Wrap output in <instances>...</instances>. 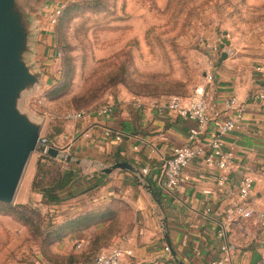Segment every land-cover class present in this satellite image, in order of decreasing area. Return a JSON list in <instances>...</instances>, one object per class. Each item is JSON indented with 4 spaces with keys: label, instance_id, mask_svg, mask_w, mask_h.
Listing matches in <instances>:
<instances>
[{
    "label": "crops",
    "instance_id": "1",
    "mask_svg": "<svg viewBox=\"0 0 264 264\" xmlns=\"http://www.w3.org/2000/svg\"><path fill=\"white\" fill-rule=\"evenodd\" d=\"M43 11L38 16V38L46 40L47 45L39 48V44V51L34 54L36 59L42 56L46 59L44 52L54 41L53 31L41 25ZM258 46V39L252 38L250 52L242 53L237 46L231 47L227 59L213 60L209 64L202 81L206 84L214 115L229 114L223 106L229 95L236 94L248 101L242 120L224 135L226 146L237 154L234 170L224 186L217 184L213 176L216 171L207 166L203 157L193 159L183 170L175 189L169 190L161 184L164 162L175 146L188 141L191 124L164 107L170 95L137 97L140 105L134 102L137 98L114 101L110 113H99L95 107L82 119L66 121L64 132L56 137L55 144L72 156L71 160L58 159L64 161L65 170L72 169L76 175L61 190L63 201L58 206L67 210L69 204L89 199L93 201L89 208H71L82 210L83 214L95 206L112 208L105 218H95L89 225L71 230L67 240L80 242L81 252L91 258L111 244L115 233H124L127 238L123 245L131 252L122 257L120 264H204L221 257V244L225 239L233 245L232 257L236 264H251L262 256L264 227L254 219L243 220L237 215L227 218L236 201L231 190L246 173L255 178L249 198L264 209V99H249L251 93L264 89V74L255 69L256 64L264 62L263 50L256 54ZM40 50H43L42 55ZM209 74L213 75L212 79ZM106 128L113 132L105 134ZM116 133L121 134L120 139L116 138ZM206 140L204 138V142ZM38 156L32 166L29 187L36 173ZM117 161H128L136 170L118 167L110 173L103 171ZM144 167L148 168L146 173ZM100 172L106 173L104 183L91 188ZM33 194L43 199L41 193L33 191ZM121 205L129 210L124 211ZM224 229L226 235L222 236L219 232ZM103 232L106 236L95 241ZM166 245L170 246L169 250L165 249ZM35 264L55 263L36 261Z\"/></svg>",
    "mask_w": 264,
    "mask_h": 264
},
{
    "label": "rangeland",
    "instance_id": "2",
    "mask_svg": "<svg viewBox=\"0 0 264 264\" xmlns=\"http://www.w3.org/2000/svg\"><path fill=\"white\" fill-rule=\"evenodd\" d=\"M59 1L41 0L40 13ZM62 1L68 14L49 29L54 41L44 52L46 59H36V53L47 41L35 42L33 60L44 72L43 80L20 101L23 110L45 117L43 132L55 141L64 132L65 113L72 109L137 97H186L204 81L213 60L228 58L231 47L244 53L255 38L256 54L264 52V0ZM223 37L229 43L222 46ZM40 97L46 98L47 117ZM39 154L31 156L15 199L0 200V264H61L85 258L78 242L66 238L72 228L61 229L60 223L81 212L72 206L89 208L93 201L82 199L65 210L36 198L28 182ZM109 207L95 206V215L107 214Z\"/></svg>",
    "mask_w": 264,
    "mask_h": 264
},
{
    "label": "built area",
    "instance_id": "3",
    "mask_svg": "<svg viewBox=\"0 0 264 264\" xmlns=\"http://www.w3.org/2000/svg\"><path fill=\"white\" fill-rule=\"evenodd\" d=\"M65 7L66 2L62 0L48 6L41 19L43 28L50 29L54 27ZM57 53L60 55L61 51L59 50ZM255 69L264 74V62L256 64ZM208 77L212 79L213 75L209 74ZM186 98L187 100L179 94H171L164 103V107L188 119L191 124L188 129V141L173 148L172 154L164 162L159 180L167 189H175L180 184L183 170L193 159L203 157L207 166L216 171L213 176L217 184L224 186L231 177L237 159L235 150L226 146L224 135L233 131L242 120L248 101L241 99L236 94L229 95L223 101L224 109L230 111L229 114L223 116L221 113H216L214 115L211 112L210 96L206 84L203 82L198 83L192 94ZM45 99V97H40L38 103L45 107L42 112L47 117L50 111L45 105ZM249 99H264V89L261 88L251 93ZM139 100L137 98L134 101L136 105L141 104ZM112 109V103L96 108L102 114L110 113ZM93 110L95 109H72L66 112L64 117L68 120H79L86 117ZM112 132L111 128L105 130L107 135ZM85 134L88 136L89 132ZM116 138L120 139L121 134L116 133ZM204 138L207 139L205 142ZM40 142L45 145L51 144L43 132L40 136ZM147 171L148 168L144 167L143 172L146 173ZM254 185L255 178L251 174H243L238 179L235 187L231 190L236 201L232 209L228 211L227 218L232 219L234 215H237L243 220L254 219L260 227H264V209L257 207L249 198ZM205 191L212 192L213 190L205 189ZM208 210L210 211L211 208L209 207ZM219 234L225 236V229L221 230ZM126 238L127 236L124 233L117 234L107 248L99 250L91 258L82 261L80 264H120L122 257L131 252L123 245ZM77 245L81 246L80 242ZM232 248V243L225 239L221 244V257L211 259L204 264H236L232 257ZM165 249L169 250L170 246L166 245ZM251 264H264V253L256 262Z\"/></svg>",
    "mask_w": 264,
    "mask_h": 264
},
{
    "label": "water",
    "instance_id": "4",
    "mask_svg": "<svg viewBox=\"0 0 264 264\" xmlns=\"http://www.w3.org/2000/svg\"><path fill=\"white\" fill-rule=\"evenodd\" d=\"M41 0H0V200L13 201L35 151L71 160L64 147L45 145L40 136L45 117L23 110V95L34 90L44 72L33 60L39 32ZM222 46L229 43L223 37ZM227 56L223 51V58ZM35 114V115H34ZM122 167L136 170L128 161H117L103 171Z\"/></svg>",
    "mask_w": 264,
    "mask_h": 264
},
{
    "label": "trees",
    "instance_id": "5",
    "mask_svg": "<svg viewBox=\"0 0 264 264\" xmlns=\"http://www.w3.org/2000/svg\"><path fill=\"white\" fill-rule=\"evenodd\" d=\"M67 14H68V8L66 6L59 17L58 22L61 17H63L64 19ZM46 137L49 143L55 142V139L50 134L46 135ZM64 164H65L64 161L59 160L58 158L53 157L48 153H40L37 159L36 173L31 183V189L35 192L41 193L43 195V201L47 203L49 206L54 208L56 207L59 208L58 205L63 201L61 190L66 188L74 180L76 175L75 171L72 169L65 170ZM95 177L97 178V180L91 185V188H95V186L98 187L102 185L104 183V178L106 177V173L100 172L99 176L96 175ZM95 214H96L95 208L92 209L91 211L86 212L85 214H83L81 210V212L78 213V215L69 216L65 218L63 221H61L60 228L67 230L68 227H71L72 231H74L78 227H81L85 224L89 225L90 223L95 221V218L96 219L99 218V220L105 218L104 215H107L108 213L107 214L101 213L99 216H96ZM116 235L117 233H115L111 237L110 242ZM104 236H106V232L97 235L95 241H97L100 238H104ZM84 257L85 258H83L78 262H67V264H80L82 261L89 259V257L86 256Z\"/></svg>",
    "mask_w": 264,
    "mask_h": 264
}]
</instances>
